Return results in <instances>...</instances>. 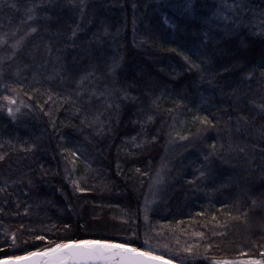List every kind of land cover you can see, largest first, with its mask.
I'll return each mask as SVG.
<instances>
[{"label":"trees","instance_id":"1","mask_svg":"<svg viewBox=\"0 0 264 264\" xmlns=\"http://www.w3.org/2000/svg\"><path fill=\"white\" fill-rule=\"evenodd\" d=\"M87 241L264 262V0H0V261Z\"/></svg>","mask_w":264,"mask_h":264},{"label":"snow or ice","instance_id":"2","mask_svg":"<svg viewBox=\"0 0 264 264\" xmlns=\"http://www.w3.org/2000/svg\"><path fill=\"white\" fill-rule=\"evenodd\" d=\"M53 253H60L59 259L48 260L47 264H66L64 259L79 257H122L114 264H171L163 257L155 256L150 252H142L138 248H131L127 245H117L100 241L77 242L73 244H62L50 251L43 253H29L27 257H15L11 260L0 261V264H45L39 257H49ZM251 264H264L261 261H252Z\"/></svg>","mask_w":264,"mask_h":264},{"label":"water","instance_id":"3","mask_svg":"<svg viewBox=\"0 0 264 264\" xmlns=\"http://www.w3.org/2000/svg\"><path fill=\"white\" fill-rule=\"evenodd\" d=\"M73 243H77V242H73ZM73 243H69V244H73ZM83 243V242H80ZM111 244H117V245H124V244H119V243H111ZM129 246V245H127ZM131 248H135L132 246H129ZM56 248V247H55ZM141 250V249H140ZM46 251H50V250H46ZM142 252H146L144 250H141ZM45 252V251H43ZM43 252H34V253H43ZM155 255V254H153ZM23 256V257H27ZM61 256L60 253H53L51 256L49 257H39L38 259L42 260L45 262V264H47L48 260H52V259H59ZM158 256V255H155ZM161 257V256H160ZM14 258H10V259H6V260H11ZM66 264H114V261H118L120 259H122V257H101V256H91V257H79V258H75V259H69L67 256L64 257ZM166 261H170L171 264H178L173 262L172 260L166 259L164 258ZM4 261V260H2Z\"/></svg>","mask_w":264,"mask_h":264},{"label":"rangeland","instance_id":"4","mask_svg":"<svg viewBox=\"0 0 264 264\" xmlns=\"http://www.w3.org/2000/svg\"><path fill=\"white\" fill-rule=\"evenodd\" d=\"M252 261H260V260L241 259V260H232V261H213L211 264H251Z\"/></svg>","mask_w":264,"mask_h":264}]
</instances>
